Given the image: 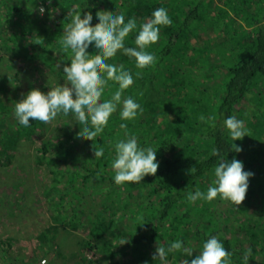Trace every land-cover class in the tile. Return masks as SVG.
I'll use <instances>...</instances> for the list:
<instances>
[{
	"label": "trees",
	"instance_id": "16d2710c",
	"mask_svg": "<svg viewBox=\"0 0 264 264\" xmlns=\"http://www.w3.org/2000/svg\"><path fill=\"white\" fill-rule=\"evenodd\" d=\"M75 5L82 18L92 13V26L99 23L98 11H117L125 15L126 22L134 17L139 28L161 7L172 23L161 27L158 42L147 49L156 63L140 76L134 59L122 53L107 61L122 64L132 73L134 83L126 90L127 97L141 105L142 114L124 121L118 107L94 141L81 139L76 123L73 129L62 131L56 142L37 145L36 161L46 164L49 174L40 196L54 212L50 216L53 222L40 230L39 240L50 241L61 230L68 234V228H77L80 223H74L73 216L84 211L76 205L85 202L86 194L95 195L100 189L104 198L95 218L89 214L87 244L100 250L108 264H160L152 259L157 241L167 248L178 239L193 249V256L169 253L168 264H183L184 259L191 264L212 236L232 253V264H245L248 249V264H264V0H0V50H8L14 58L41 61L53 80L65 77L63 68L70 66V54L62 52L59 41ZM31 6L35 10L43 7L45 14L29 9ZM137 34L138 29L129 34L127 47H135ZM87 51L96 54L94 42ZM15 81L21 80L16 75H0V167L10 164L8 151H16L40 128V122L30 119L31 127L26 128L15 118L14 105L35 89L20 94V84ZM47 88L44 85L42 92L46 94ZM117 88L109 82L101 102ZM11 93L16 97L9 98ZM230 116L243 120L253 133L250 149L247 137L229 138L223 121ZM122 123L127 130L120 128ZM126 134L138 135L140 147L157 150L159 167L154 176L147 175L140 183L118 186L111 162L115 143L126 139ZM233 143L243 151H233ZM94 144L103 147V157L95 159ZM217 149L220 155L214 156ZM221 158L238 159L244 171L254 173L243 203L236 207L219 198L211 203H190L189 192H206L212 185ZM192 167L196 171L191 175ZM19 171L31 174L21 167ZM77 180L86 184L81 193L71 191ZM33 202L41 203L37 197ZM121 241L126 243L120 245ZM124 249L126 255L121 253Z\"/></svg>",
	"mask_w": 264,
	"mask_h": 264
},
{
	"label": "clouds",
	"instance_id": "9594fccd",
	"mask_svg": "<svg viewBox=\"0 0 264 264\" xmlns=\"http://www.w3.org/2000/svg\"><path fill=\"white\" fill-rule=\"evenodd\" d=\"M78 9L79 5H75L69 10L68 16L71 17V22L64 26L63 37L59 41L62 52L70 54V66L65 65L63 68L65 83L51 86V90L46 94L39 89L30 90L14 105V116L19 124L26 128L31 127L30 119L49 124L58 115L72 116L80 125L79 137L94 141L103 133L110 117L118 107L120 119L124 121L134 120L138 114L143 113L141 105L132 97L123 96V93L134 83L132 73L125 70L122 64L117 66L107 61L116 57L118 53H122L134 59L135 67L140 70L136 75L140 76L145 68L152 67L156 63L155 56L147 49L158 42L161 27L170 26L172 21L167 10L161 7L154 10L149 19L140 23L139 28L134 17L126 22L125 15L117 11H98L96 16L99 23L92 26V13L88 12L82 18ZM39 12L43 15L45 9L40 7ZM137 29L135 47H127L126 38ZM93 42L97 50L95 55L87 51ZM109 82L118 85V88L110 98L101 102ZM199 119L207 122L203 116ZM223 124L232 141L250 136L244 121L235 116L228 117ZM120 128L127 130V124H120ZM93 147L95 159L103 157V147L96 148L95 144ZM231 147L236 153L243 151L235 143ZM114 150L115 156L111 162V168L115 174L116 185L122 186L126 182L140 183L145 176H154L157 173L159 167L157 150L152 147H140L134 135L126 134V139H120L115 143ZM213 155L219 156V150H214ZM195 171V167L189 170L191 175ZM252 176L254 173L244 171L243 162L240 160L228 161L221 158L214 168L212 185L206 192L199 189L194 193L189 192L187 200L190 203L197 200L211 203L219 198L238 207L246 198L249 178ZM82 184L80 180L75 181L71 191L81 193L86 188V184L83 185V189L80 188ZM125 243L121 241L120 245ZM157 245L152 259L160 261V264H168L169 253L180 252L184 256H193V249L185 247L183 241L179 239L167 248L158 241ZM250 255L251 249H248L243 257L245 264H248ZM231 256L232 253L224 248L218 238L212 236L203 243L202 250L191 259V264H232ZM42 264H46V261H42ZM183 264H189V260L184 259Z\"/></svg>",
	"mask_w": 264,
	"mask_h": 264
},
{
	"label": "rangeland",
	"instance_id": "374dc122",
	"mask_svg": "<svg viewBox=\"0 0 264 264\" xmlns=\"http://www.w3.org/2000/svg\"><path fill=\"white\" fill-rule=\"evenodd\" d=\"M29 9L40 14L39 8L35 10L31 6ZM52 13L56 15V11ZM7 51L4 48L0 50V75L19 77L21 81H15V83L20 84L18 87L20 94L31 88L42 91L44 85L48 86V92L51 86L65 83V77L53 80L49 69L43 66L41 61L14 58ZM127 93L125 91L123 96L127 97ZM10 97H16V93L9 94ZM10 102L13 103V100L10 99ZM248 106L250 107L249 104ZM70 117L61 114L49 124L40 123L39 133L22 141L16 151H8L11 158L10 164L0 167V264H21L22 261L29 264H42V261H46V264H108V260L103 261L100 250H94L87 244L90 230L89 219H92L89 218V214L95 218V212L101 206L99 205L101 197L104 198L99 194L100 189L95 195L86 194L85 202L83 199V203L76 205V209L81 208L84 211L73 216L74 223H80L77 228H68V234L61 230L60 234L58 233L50 241L39 240L40 230L53 222L50 216L54 212L44 202L45 198L40 196L41 186L44 182L47 183L49 174L47 165H40L36 161L38 156L36 147L41 143L56 142L58 137L62 136V131L67 128L73 129L77 122L72 116ZM152 133H155L154 130ZM249 135L245 136L247 138L244 137L248 140V149L251 148L250 145L254 140L253 133L250 132ZM135 137L138 138V135ZM139 143L142 144L140 141ZM13 162L17 164V169L13 167ZM20 167L28 170L31 173L30 176L21 175ZM23 180L27 182L24 184ZM80 188L83 189V184ZM34 197H37L38 202L41 201L40 204L36 203L38 208L33 202ZM38 213H40L39 216H34ZM228 237L231 238V235ZM240 239L242 242V238ZM46 242L47 244H44ZM125 252L128 253V250L124 249L121 253L126 255ZM117 261L121 262L120 259ZM126 261L131 260L127 257Z\"/></svg>",
	"mask_w": 264,
	"mask_h": 264
}]
</instances>
